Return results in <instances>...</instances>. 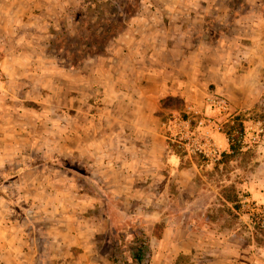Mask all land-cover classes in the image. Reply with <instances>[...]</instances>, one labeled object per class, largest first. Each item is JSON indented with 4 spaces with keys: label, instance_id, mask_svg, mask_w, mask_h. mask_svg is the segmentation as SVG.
Instances as JSON below:
<instances>
[{
    "label": "crops",
    "instance_id": "0c3cea01",
    "mask_svg": "<svg viewBox=\"0 0 264 264\" xmlns=\"http://www.w3.org/2000/svg\"><path fill=\"white\" fill-rule=\"evenodd\" d=\"M23 1L29 6L28 1ZM248 13L244 11L231 22L247 30L246 35H236L231 40L252 42L250 47L241 46L238 61L232 60L233 50L229 47L225 49L227 60L224 63L213 62L203 71L194 62L184 74L175 71L170 76L167 70H158L152 65L144 75L141 70L136 71L138 76L134 80L121 81V74L120 77L113 75L110 80L97 81L96 92H91L97 99L94 111L88 104L86 74L80 71L78 85L83 108L79 119L66 116L69 119L57 135L51 131L42 136L38 124H29L24 114H19L14 119L17 124L12 125L13 120L9 122L7 117L9 105L18 113L24 110V103L15 97L0 101V175L3 168L13 167L17 204L20 209L30 201L36 206L29 213L30 223L24 211L20 213L22 220L18 221L12 220L9 211L0 210V264H119L121 260V264H137L131 256L124 257L123 249L129 246L125 234L146 232L158 250L148 264H264V239L256 240L260 233L249 222L250 216L243 206L246 200L264 204V132L253 145L254 160L249 164L232 163L229 167L221 161L210 164L193 157H181L167 142L162 116L167 111L163 105L165 99L203 97L209 81L215 83L216 89L224 91L233 111L241 112L258 102V96L264 93V77L260 74L264 58V17L256 12ZM4 70L9 73L6 66ZM204 76H209L208 81L201 83L199 78ZM72 84L68 81L64 92L71 89ZM56 90L59 91L58 86ZM26 100L32 101L28 96L23 99ZM62 112L66 114V108ZM214 122L213 138L223 154H229L227 136L221 125ZM41 137H46V144ZM246 149L240 147L239 150ZM44 152L52 155L53 163L59 153L77 152L83 180L93 186L95 197H100L102 202L123 203L127 212L124 215L139 218V221L131 218L132 225L129 224L125 232L118 226V213L115 215L102 208L92 215L88 208L68 204L67 198L72 194L67 195L72 189L71 179L63 178L59 184L56 172L41 173L49 165V161H40V154ZM11 153L16 154L15 160L9 161L7 154ZM223 169L233 170L224 183L218 177ZM229 183L236 187L231 192L232 198L227 194L231 191L226 189ZM238 192L246 195L239 201L241 209L231 205L233 193L238 195ZM4 195L0 194V205L1 200L8 201ZM58 195L65 198L66 208L54 207ZM116 208L123 212L118 204ZM232 215L235 216L233 225L227 220ZM104 216L114 226L113 233L121 234L107 251H102L105 242L96 239L106 228ZM119 247L123 254L121 260L118 258L119 262H115Z\"/></svg>",
    "mask_w": 264,
    "mask_h": 264
},
{
    "label": "rangeland",
    "instance_id": "374dc122",
    "mask_svg": "<svg viewBox=\"0 0 264 264\" xmlns=\"http://www.w3.org/2000/svg\"><path fill=\"white\" fill-rule=\"evenodd\" d=\"M25 1L30 3L29 6L23 0H0V71L5 83V88L0 93V101L4 102L14 97L20 99L25 108L18 110L17 113L12 111L14 107L9 105L7 109L9 122L13 120L12 125L17 124L14 119L24 114V119L28 118L29 124H38L37 128L42 136L50 134L51 131L54 135L61 133L69 119L66 117L68 115L75 120L79 119L80 109L83 108L80 106L78 85L81 80L80 71L85 72L82 75L86 74L88 104L92 105L91 110L94 111L97 99L94 95H90L91 92H96L97 81L110 80L113 75L120 77L121 74V81L134 80L138 74L136 71L141 70V75H144L147 67L152 65L158 70H167L170 76L175 71L184 74L187 67L194 62L203 71L204 67L213 62L224 63L227 60L225 49L229 47L233 50L232 60L238 61L241 58V55H238L241 46L250 47L252 42L231 40L233 36L247 34L246 27L232 25V20L244 11L247 13L250 11L247 15L256 12L264 17V0ZM249 6L252 7L251 10H248ZM3 59L6 60L5 64L2 63ZM242 63L245 61L242 60ZM5 66L9 73L5 72ZM260 74L264 77V58ZM206 77L209 78V76L199 78L201 83L208 81ZM68 81L73 84L71 89L64 92ZM21 83L27 85L23 86ZM206 91L203 97L165 99L163 105L167 111L162 115L163 126L172 113L183 116L185 104L191 101L194 102L193 105L201 106L202 112L207 114L211 121L219 123L226 136L243 132L247 125L256 120H261L264 129V93L258 96V102L253 107L239 112L238 109L236 111L231 109L232 104L228 97L224 91L216 89L213 81H209ZM27 96L32 101H23ZM67 97H70V100H67ZM210 97L224 98L229 103L230 117L215 109L210 104ZM65 108L66 114L63 115L62 110ZM31 118L34 119L31 121ZM50 139L54 140L55 137ZM41 140L47 143L46 137H41ZM169 146L181 157L187 156L181 149L170 143ZM247 148L246 151H240V145L230 144V153H224L220 161L229 167L232 163L249 164L254 160L255 146L251 144ZM15 155V153L7 154V160H15ZM40 155V161H49L45 172L41 171V173L52 175L56 172L55 179L59 184H62L63 178L68 181L71 179L72 189L67 195L72 194L67 198L68 204L75 203L79 208H88V213L92 215L98 214L102 208L109 212L113 211L115 215L118 213V226H121V230L125 232L128 230L127 226L132 225L131 218L134 222L139 221L137 220L139 218H129L124 215L127 212L123 203L112 200L102 202L100 197L99 199L95 197L97 193L93 186H89L83 180V167L77 152L72 155L59 153L54 159L56 163L52 162L50 153L44 152ZM192 157L200 162H206L199 156ZM2 171L0 194L5 193L7 197L4 196L8 201L5 198L1 200L0 210L9 211L12 220L18 219V221L22 220L20 213L24 211L23 215L30 223L29 213L36 207L34 202H27L25 203L27 206L20 209L14 198L18 190L13 180L15 170L11 167L3 168ZM231 171L233 170L223 169L218 176L219 181L224 183L225 177H229ZM229 184L226 189L229 188L231 191L227 194L232 198L231 192L236 190V187L233 183ZM233 195L235 197L231 203L232 207L241 209L242 205L239 201L244 200L245 193L238 192V195L236 193ZM85 196L88 199H85ZM64 199L58 195L54 199V207L58 209L65 207ZM84 201H86L85 205H83ZM116 204L123 209L121 210L123 212L117 210ZM104 219L106 228L103 233L97 234L96 239L105 242V249L102 251H107L117 242L121 234H114L112 229L114 226L107 216H104ZM234 219L235 216L232 215L227 220L233 225ZM93 220L96 224L95 219ZM248 220L260 233L255 237L256 240L263 241L264 229L258 227L251 218ZM129 234H125L126 243L134 241L137 237L146 242L149 255L142 263L148 264L158 251L156 244L150 240L151 236L147 232V235ZM126 246L123 249L125 259L130 256V251H126L129 249L128 244Z\"/></svg>",
    "mask_w": 264,
    "mask_h": 264
},
{
    "label": "built area",
    "instance_id": "2783aa9c",
    "mask_svg": "<svg viewBox=\"0 0 264 264\" xmlns=\"http://www.w3.org/2000/svg\"><path fill=\"white\" fill-rule=\"evenodd\" d=\"M5 88V83L0 71V93ZM210 104L222 114L229 113V103L224 98L210 97ZM203 110L193 104H185L183 116L172 113L166 122L164 130L170 145L181 149L188 157L199 156L207 163L215 164L220 161L223 150L213 138V121ZM264 132L261 120H256L247 125L243 132L229 134L227 140L230 144L236 143L240 147H248L258 143ZM250 218H253L260 228L264 229V204L254 200L243 202Z\"/></svg>",
    "mask_w": 264,
    "mask_h": 264
},
{
    "label": "trees",
    "instance_id": "16d2710c",
    "mask_svg": "<svg viewBox=\"0 0 264 264\" xmlns=\"http://www.w3.org/2000/svg\"><path fill=\"white\" fill-rule=\"evenodd\" d=\"M121 248L119 247V251L117 249L115 252V262H119L118 258L121 260L123 254ZM126 251H130V256L137 262V264H143L142 262L144 258H148L149 255L148 246L146 242L140 237H137L134 241L132 240L129 242V249ZM120 262H122V260ZM120 262L119 264H121Z\"/></svg>",
    "mask_w": 264,
    "mask_h": 264
}]
</instances>
